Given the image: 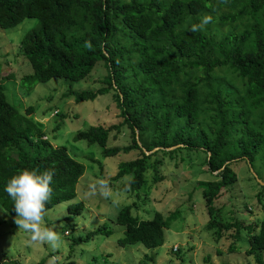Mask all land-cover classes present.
<instances>
[{
	"label": "trees",
	"instance_id": "1",
	"mask_svg": "<svg viewBox=\"0 0 264 264\" xmlns=\"http://www.w3.org/2000/svg\"><path fill=\"white\" fill-rule=\"evenodd\" d=\"M209 14L213 22L204 30H190ZM24 17L36 19L18 42L31 66L18 81L26 91L52 76L78 80L96 60L103 61L101 85L69 88L63 94L82 100L111 93L120 120L90 125L72 135L98 143L103 155L136 150L134 156L118 162L109 178L127 175L120 187L133 192L144 182L146 159L156 150L204 151L203 164L213 173V178L199 181L209 216L206 226L216 238L231 227L232 237L238 238V227H243L248 240L245 253L263 263L264 218L256 227L236 219L219 221L214 215L220 207L213 201L237 177L236 160H245L248 167L257 158L264 160V0H0L1 27L13 26ZM2 77L0 73V205L16 215L5 186L24 168L54 172L47 209L69 201L83 164L64 145H53L45 137L28 115L32 105L21 112L6 99ZM121 125L129 128L130 141L105 145L109 131ZM171 145L175 146L164 148ZM153 146L161 148L148 154L142 150ZM157 161L152 163L155 169ZM82 207L81 200L66 203L70 214ZM130 208L131 203H124L113 216L114 222L124 225L116 239L119 245L156 247L163 242L164 228L178 216L174 208L165 214L154 210L142 218ZM109 232L102 223L83 239ZM10 261L0 264H18ZM41 263L39 259L35 264Z\"/></svg>",
	"mask_w": 264,
	"mask_h": 264
},
{
	"label": "rangeland",
	"instance_id": "2",
	"mask_svg": "<svg viewBox=\"0 0 264 264\" xmlns=\"http://www.w3.org/2000/svg\"><path fill=\"white\" fill-rule=\"evenodd\" d=\"M35 22L34 17H24L13 26H0V73L4 76L1 83L11 104L21 112L28 104L32 105L33 111L28 115L39 124L45 137L53 145H64L83 164V172L75 182V196L69 200H81L83 207L79 213L70 214L66 210L69 201H62L47 209L45 222L60 236L59 247L54 250L47 244L31 241L30 234L14 222L16 215L0 205V263L14 260L18 264H35L42 259L41 264H49L52 257H59L57 264H67L69 260L73 264H264V249L263 263L245 253L248 240L243 227H238V238L232 237L233 227L216 238L212 228L206 226L209 216L199 181L213 178V173L203 164L204 151L181 148L167 154L156 150L146 159L144 182L130 192L120 187L127 175L114 180L109 177L118 162L134 156L136 150L103 155L98 143L72 138L78 129L120 120L110 92L82 100L63 94L69 88L95 89L101 85L106 71L102 60H96L78 80L52 76L34 83L27 91L19 85V77L30 72L31 66L22 57L18 42ZM129 132L125 125L111 129L105 145L128 143ZM156 160L155 169L152 163ZM251 165L257 176L264 179V160L257 158ZM234 170L235 180L222 187L213 201L220 207L214 216L224 222L233 219L252 222L256 227L264 218L263 184L253 178L245 160H236ZM99 180L109 183L111 197L87 195L89 186ZM114 199L119 203L114 204ZM124 203H131L130 212L142 218L150 217L154 210L165 214L174 208L178 216L164 228L163 242L156 247L147 248L141 243L119 245L116 239L122 235L124 225L114 222L113 216ZM102 223L110 229L109 234L83 239L86 232ZM73 236H79L80 240L73 241ZM231 243L234 249L229 250Z\"/></svg>",
	"mask_w": 264,
	"mask_h": 264
},
{
	"label": "clouds",
	"instance_id": "3",
	"mask_svg": "<svg viewBox=\"0 0 264 264\" xmlns=\"http://www.w3.org/2000/svg\"><path fill=\"white\" fill-rule=\"evenodd\" d=\"M212 22V15H205L198 24H193L190 30L194 33L202 31ZM85 47L92 50L93 46L86 42ZM53 177L52 170L41 172L37 168H24L8 180L5 191L13 202L16 213L14 222L19 228L30 234L31 241L47 244L55 250L59 247L60 236L45 222L46 205L53 194ZM132 179L129 177L127 183L130 184ZM87 195L109 198L112 192L107 181L99 180L89 186ZM113 203L118 204L119 201L114 199ZM58 260L59 257H52L49 264H57Z\"/></svg>",
	"mask_w": 264,
	"mask_h": 264
},
{
	"label": "water",
	"instance_id": "4",
	"mask_svg": "<svg viewBox=\"0 0 264 264\" xmlns=\"http://www.w3.org/2000/svg\"><path fill=\"white\" fill-rule=\"evenodd\" d=\"M175 145H171V146H165L164 148L165 149H170L172 147H174ZM161 148V146H153L152 148L150 149H145L144 147H142V150L144 151L145 154H148L152 151H154L155 149H158V148ZM209 154V152H207ZM249 169H250V172L251 174L253 175V177L256 179V181L260 184H263L264 185V179H260L257 174L255 173V171L252 169V167L249 165Z\"/></svg>",
	"mask_w": 264,
	"mask_h": 264
}]
</instances>
